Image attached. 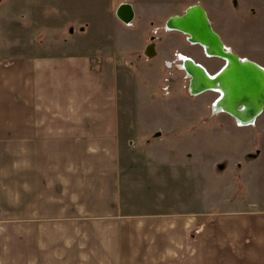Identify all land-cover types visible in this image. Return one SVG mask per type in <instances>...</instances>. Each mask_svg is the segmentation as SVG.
I'll return each mask as SVG.
<instances>
[{
  "label": "crops",
  "instance_id": "obj_1",
  "mask_svg": "<svg viewBox=\"0 0 264 264\" xmlns=\"http://www.w3.org/2000/svg\"><path fill=\"white\" fill-rule=\"evenodd\" d=\"M120 96L111 60L0 62V264H264V195L132 211Z\"/></svg>",
  "mask_w": 264,
  "mask_h": 264
},
{
  "label": "rangeland",
  "instance_id": "obj_2",
  "mask_svg": "<svg viewBox=\"0 0 264 264\" xmlns=\"http://www.w3.org/2000/svg\"><path fill=\"white\" fill-rule=\"evenodd\" d=\"M124 3L136 13L130 23L117 14ZM193 5L206 10L227 48L264 68V0H0V62L87 55L96 67L114 63L126 165L142 184L129 199L140 217L172 212L176 200L201 214L264 195V111L248 127L216 111L218 92L194 95L182 58L211 75L225 60L167 29ZM154 170L156 179H147Z\"/></svg>",
  "mask_w": 264,
  "mask_h": 264
},
{
  "label": "water",
  "instance_id": "obj_3",
  "mask_svg": "<svg viewBox=\"0 0 264 264\" xmlns=\"http://www.w3.org/2000/svg\"><path fill=\"white\" fill-rule=\"evenodd\" d=\"M117 14L125 23L132 22L136 16L129 3L121 4ZM166 26L167 29L184 33L189 41L205 46L206 52L210 51L211 55L225 60V65L214 75H210L201 64L194 63L192 59L187 60L189 72L186 71L191 77L190 88L194 94L206 91L223 93L215 104L222 101L227 112L237 120L247 114L250 121L264 111V68L247 58H240L227 48L201 5H193L183 15L171 17ZM147 54L150 57L154 55L153 45L147 48ZM192 72H199L203 78V83L197 88H193L196 79Z\"/></svg>",
  "mask_w": 264,
  "mask_h": 264
},
{
  "label": "bare ground",
  "instance_id": "obj_4",
  "mask_svg": "<svg viewBox=\"0 0 264 264\" xmlns=\"http://www.w3.org/2000/svg\"><path fill=\"white\" fill-rule=\"evenodd\" d=\"M192 44H195V45H199V44H197V43H194L193 41H192ZM200 47H202L201 45H200ZM203 48V50H206V47L205 46H203L202 47ZM206 52V51H205ZM207 53V55H208V57L210 56V57H216V56H213V55H211V53H210V51H207L206 52ZM190 58H188L187 56H184L183 57V62L185 63L184 64V67L186 68L188 65H187V60H189ZM192 61H194L193 59H192ZM194 63H196L195 61H194ZM185 70H187L188 72H189V68L187 67ZM207 72H208V70H207ZM209 73V72H208ZM192 74H193V76H194V84H193V88H197L201 83H203V78H202V76L200 75V73L199 72H192ZM210 74V73H209ZM211 75V74H210ZM194 92V91H193ZM207 92V91H206ZM195 93V92H194ZM194 95H197V94H194ZM221 95H223V93H219V97L221 96ZM216 102V101H215ZM214 108L216 109V111H220V112H226V113H228L227 111V108L225 107V105L222 103V101H218L216 104H215V106H214ZM229 114V113H228ZM243 117H240V118H238V122L241 124V125H244V126H246V125H250V124H253V123H257V120H258V117H255V118H253L252 120H250V121H248L249 119L247 118L248 117V115L247 114H244V115H242ZM246 117V118H245ZM235 119H237V118H235ZM257 119V120H256Z\"/></svg>",
  "mask_w": 264,
  "mask_h": 264
},
{
  "label": "flooded vegetation",
  "instance_id": "obj_5",
  "mask_svg": "<svg viewBox=\"0 0 264 264\" xmlns=\"http://www.w3.org/2000/svg\"><path fill=\"white\" fill-rule=\"evenodd\" d=\"M182 61H183V58H182ZM202 94V93H201Z\"/></svg>",
  "mask_w": 264,
  "mask_h": 264
}]
</instances>
